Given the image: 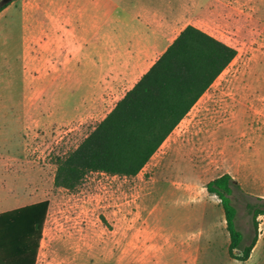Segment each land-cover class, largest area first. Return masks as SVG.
Returning <instances> with one entry per match:
<instances>
[{
	"label": "rangeland",
	"instance_id": "374dc122",
	"mask_svg": "<svg viewBox=\"0 0 264 264\" xmlns=\"http://www.w3.org/2000/svg\"><path fill=\"white\" fill-rule=\"evenodd\" d=\"M135 4L140 18L147 9L155 27L168 25L170 39L192 24L234 47L235 57L138 174L93 172L69 191L53 183L54 157L77 146L169 39L137 62L116 61L126 51L109 45L96 78L99 34L85 33L86 0H11L0 11V212L49 200L36 264H118L128 247L169 245L210 247L203 264H264V215L255 231L245 208L264 201V0ZM224 173L240 187L231 197L243 244L257 234L246 261L227 253L219 199L205 189Z\"/></svg>",
	"mask_w": 264,
	"mask_h": 264
},
{
	"label": "trees",
	"instance_id": "16d2710c",
	"mask_svg": "<svg viewBox=\"0 0 264 264\" xmlns=\"http://www.w3.org/2000/svg\"><path fill=\"white\" fill-rule=\"evenodd\" d=\"M11 1L2 4L0 11ZM236 55V49L192 24L164 51L73 149L54 157L53 183L75 191L93 172L133 177ZM239 184L228 173L205 184L223 211L231 257L246 261L257 234L243 244L232 202ZM262 200V199H260ZM49 200L0 212V264H36ZM255 231L264 201H246Z\"/></svg>",
	"mask_w": 264,
	"mask_h": 264
},
{
	"label": "crops",
	"instance_id": "0c3cea01",
	"mask_svg": "<svg viewBox=\"0 0 264 264\" xmlns=\"http://www.w3.org/2000/svg\"><path fill=\"white\" fill-rule=\"evenodd\" d=\"M109 1L115 5L113 12L116 14V19L107 27L112 30V34L108 37L107 33L102 35V31L103 27L107 24V8H109ZM90 2V0H86V7L88 10L85 12L84 16V29L89 39L92 38V30L95 29L96 33L99 34L96 40V44L98 45L96 47L98 48H96L94 52L95 61L99 63L95 73L96 78H98V76L102 78L103 76L102 64L109 59V45H114L118 52L120 50L126 51L125 54L121 55V58L119 55H116V61H146L169 39L166 46L157 55L158 57L184 27L183 26L177 34L170 39L168 25L164 24L160 27H155L153 19L147 9L140 18L141 13H137L135 0H99L97 4L93 5L90 4ZM105 12L106 16L103 17L102 15ZM157 14L160 15L162 13ZM73 24L75 25L74 21ZM127 28L131 29L129 38L126 37L125 32ZM136 45L139 47L138 52L133 48ZM89 79L87 88L90 96L92 78L89 77ZM21 80L25 89L24 103L27 107L25 99L27 83L25 78L21 77ZM124 250L126 251H121L120 254H124L125 256H120L118 258V264H203V255L210 250V247L202 245H169L128 247ZM253 252L254 251H251L250 256ZM231 259L236 261L233 257Z\"/></svg>",
	"mask_w": 264,
	"mask_h": 264
},
{
	"label": "water",
	"instance_id": "95a60500",
	"mask_svg": "<svg viewBox=\"0 0 264 264\" xmlns=\"http://www.w3.org/2000/svg\"><path fill=\"white\" fill-rule=\"evenodd\" d=\"M9 1H11V0H1V3L4 4V3H7Z\"/></svg>",
	"mask_w": 264,
	"mask_h": 264
}]
</instances>
